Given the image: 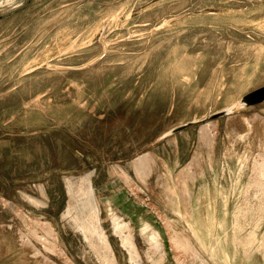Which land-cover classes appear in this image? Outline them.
<instances>
[{
    "label": "rangeland",
    "instance_id": "374dc122",
    "mask_svg": "<svg viewBox=\"0 0 264 264\" xmlns=\"http://www.w3.org/2000/svg\"><path fill=\"white\" fill-rule=\"evenodd\" d=\"M261 87L264 0H0V264H264Z\"/></svg>",
    "mask_w": 264,
    "mask_h": 264
},
{
    "label": "water",
    "instance_id": "95a60500",
    "mask_svg": "<svg viewBox=\"0 0 264 264\" xmlns=\"http://www.w3.org/2000/svg\"><path fill=\"white\" fill-rule=\"evenodd\" d=\"M246 98H247V100H246L247 104H255V103H259V102L263 101L264 100V87H261V88L255 90V91L249 93L246 96ZM220 114L221 113H218V114H215L214 116L217 117ZM195 123L196 122H194V121L187 122L184 125H181V126H178V127L174 128L172 131L176 132V131H178L181 128H184V127H186V126H188L190 124H195Z\"/></svg>",
    "mask_w": 264,
    "mask_h": 264
}]
</instances>
